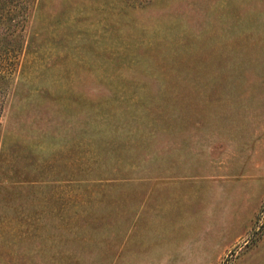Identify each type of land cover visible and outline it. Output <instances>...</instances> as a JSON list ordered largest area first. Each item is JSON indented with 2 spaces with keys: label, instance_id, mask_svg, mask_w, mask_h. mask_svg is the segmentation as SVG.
I'll return each instance as SVG.
<instances>
[{
  "label": "rangeland",
  "instance_id": "obj_1",
  "mask_svg": "<svg viewBox=\"0 0 264 264\" xmlns=\"http://www.w3.org/2000/svg\"><path fill=\"white\" fill-rule=\"evenodd\" d=\"M0 13V264H264V0Z\"/></svg>",
  "mask_w": 264,
  "mask_h": 264
},
{
  "label": "trees",
  "instance_id": "obj_2",
  "mask_svg": "<svg viewBox=\"0 0 264 264\" xmlns=\"http://www.w3.org/2000/svg\"><path fill=\"white\" fill-rule=\"evenodd\" d=\"M2 16L3 15H1V13H0V20L3 19L4 16L3 17ZM22 16L20 17V19H18V18H16V16H14L12 18H8V20H12V22L17 23L18 20H19L18 22L21 21V18H23ZM8 28H9V24L5 25V27H4L5 30L3 31L4 36H6L7 34H9L11 36L16 34V32L14 31L15 29L12 31H7ZM17 48L13 49V51H12L13 53L10 52L11 50L6 49V47H3L2 50L0 49V116H1V113L3 112L4 106L6 104V99L8 98V94H9L7 92V81H8V78L10 76L11 69H10V67H7V65L9 64L8 63L9 60H11L10 57L16 56L15 54H16ZM18 50H19V48H18ZM1 164H2V148H1V137H0V169L2 166ZM11 179H12L11 175H6L4 178V180H6L7 182H11Z\"/></svg>",
  "mask_w": 264,
  "mask_h": 264
},
{
  "label": "crops",
  "instance_id": "obj_3",
  "mask_svg": "<svg viewBox=\"0 0 264 264\" xmlns=\"http://www.w3.org/2000/svg\"><path fill=\"white\" fill-rule=\"evenodd\" d=\"M137 254V253H136ZM135 254V255H136ZM136 259H138V258H136ZM139 261L138 262H142V260H141V258L140 259H138ZM138 262H136V263H132V264H139ZM141 264V263H140Z\"/></svg>",
  "mask_w": 264,
  "mask_h": 264
}]
</instances>
